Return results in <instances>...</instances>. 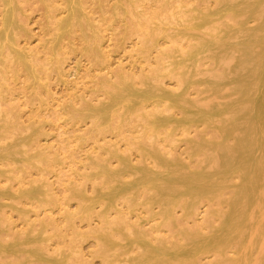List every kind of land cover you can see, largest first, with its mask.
<instances>
[{
	"label": "bare ground",
	"instance_id": "bare-ground-1",
	"mask_svg": "<svg viewBox=\"0 0 264 264\" xmlns=\"http://www.w3.org/2000/svg\"><path fill=\"white\" fill-rule=\"evenodd\" d=\"M26 1L0 0V175L9 181L15 178L13 166L42 171L55 158L40 142L41 128L20 122L14 127L12 110L2 107L7 73L13 64H23L27 81L36 86L38 72L46 74L50 66L60 69L71 26L88 19L81 0L49 4V11L59 15L49 16L54 24L44 45L49 58L40 62L31 48L19 43L23 33L29 35ZM139 1L117 3L127 12L140 7ZM170 1L158 0L155 7L133 13L146 47L157 50L155 64L137 81L125 72L107 81V96L88 103L81 113L98 131L115 117L120 123L142 119L143 133L131 143L140 161L131 162L129 149H108L118 166L99 164L97 172L86 176L93 192L87 193L84 177L70 184L69 198L77 199L85 213L95 202L103 206L100 224L92 228V256L100 264H264V0ZM166 79L174 83L168 85ZM194 125L210 127L216 138L204 132L190 137ZM180 132L189 151L202 154L198 166L186 163L174 144L156 143L161 134L164 141L175 142ZM143 135L149 143L142 141ZM53 193L44 177L15 190L11 184L0 186V209L4 197L8 206L26 214L51 206ZM22 197L28 208L20 207ZM202 203L208 217L198 220ZM7 219L3 224L0 220V231L11 227ZM36 226L30 222L26 232L12 233L7 240L0 233V253L10 251L17 258L0 264L89 263L73 246L69 251L46 248L51 240L46 223Z\"/></svg>",
	"mask_w": 264,
	"mask_h": 264
},
{
	"label": "rangeland",
	"instance_id": "rangeland-1",
	"mask_svg": "<svg viewBox=\"0 0 264 264\" xmlns=\"http://www.w3.org/2000/svg\"><path fill=\"white\" fill-rule=\"evenodd\" d=\"M81 1L88 19L84 18L71 26L72 31L65 35L60 69L50 66L48 73L45 74L42 70L38 72L41 80L34 87L27 81L28 73L23 64H13V70L7 73L6 86L3 89L7 103L3 101L2 107L12 110L14 127L20 122L26 125L36 124L42 129L40 142L49 146L55 162L49 167L44 165L42 171L31 166L24 168L13 166L15 178L9 181L0 175V186L11 184L15 190L19 186H27L31 179L44 177L51 185L55 199L51 206L27 210L26 214H22L20 209L8 206L7 198L2 197L4 205L0 209V220L3 224L8 218L11 227H3L0 233L3 232L1 238L7 240L12 233L26 232L30 222L38 227L42 221L46 223L47 234L51 236L46 248L53 250L62 247L69 251V247L73 246L89 259L88 264H100L99 258L92 256L95 243L92 228L100 224L99 215L103 206L95 202L90 213L83 212L79 201L69 198V186L71 183L83 182L85 177L83 185L87 193H92V180H87L86 176L92 171L97 172L99 164L105 161L114 167L119 164L116 156L108 155L107 150L110 148H116L118 151L129 149V159L133 164H138L140 156L135 149H131V143L136 140V135L143 133L144 121L133 117L132 120L127 118L120 123L115 117V120L107 125L106 130L98 131L93 125L94 122L81 113L88 103H97L107 96L104 89L107 81L117 80L121 72L137 81L136 78L141 73L147 72L155 64L157 50L146 47L143 35L137 32L138 26L134 22L133 13L143 9L149 10L160 3L158 0H141L138 2L140 7L136 6L125 12L117 0ZM176 1L170 2L176 5L182 1L193 3L192 0ZM62 2L64 0H27L24 5L29 35L23 33L19 43L21 46L31 48L40 62H46L49 58L44 47L54 30V24L49 16L59 15V11L50 12L48 6ZM165 11L167 8L163 9V12ZM159 41L161 42V39ZM205 65H211V62ZM166 82L168 85L174 83L169 79H166ZM189 92L192 96L195 95L194 88L190 87ZM174 112L180 115L181 111L175 108ZM201 132L208 138H216V133L205 125H194L189 128L187 134L199 138ZM184 134L180 132L175 142L164 141L161 134L156 138V143L166 147L174 144L173 148L175 147L177 154L186 163L198 166L202 154L189 151ZM141 139L144 143L150 142L145 135ZM96 177L101 180L100 173H96ZM121 202L119 200L120 206ZM19 205L25 209L30 203L22 197ZM206 208L205 203L200 205L198 220L208 217ZM180 213L181 209L177 208V214ZM189 223H193V220ZM64 243H68L67 247ZM24 251L21 249L22 254ZM13 256L10 251L0 253L2 259L0 261H16V256Z\"/></svg>",
	"mask_w": 264,
	"mask_h": 264
}]
</instances>
